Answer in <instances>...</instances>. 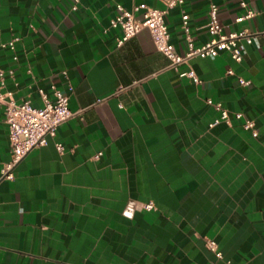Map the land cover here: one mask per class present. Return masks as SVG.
Masks as SVG:
<instances>
[{
	"label": "crops",
	"instance_id": "0c3cea01",
	"mask_svg": "<svg viewBox=\"0 0 264 264\" xmlns=\"http://www.w3.org/2000/svg\"><path fill=\"white\" fill-rule=\"evenodd\" d=\"M166 1L0 0V44L19 38L14 51L0 46L13 98L41 107L40 89L53 99L72 85L70 108L84 110L3 179L12 154L0 108V264H264V39L239 41L240 62L220 51L177 71L148 30L118 45V6ZM241 1L257 14L235 23ZM210 4L226 31L264 29V0H183L165 16L178 51L181 10L200 45ZM189 67L201 84L179 75ZM208 99L228 122L212 125Z\"/></svg>",
	"mask_w": 264,
	"mask_h": 264
},
{
	"label": "built area",
	"instance_id": "2783aa9c",
	"mask_svg": "<svg viewBox=\"0 0 264 264\" xmlns=\"http://www.w3.org/2000/svg\"><path fill=\"white\" fill-rule=\"evenodd\" d=\"M182 2L183 0H167L166 7L163 9L151 7L146 3L136 5L132 10L118 6L119 14L110 22V27L120 28L123 32L122 36L118 38V45L121 46L143 30H148L157 50L168 59L167 67L177 71L181 64H188L193 57H215L220 51H227L235 62H240L243 58V49L242 46L238 45L239 41L250 44L257 43L259 38L264 39V29L250 31L243 28L226 31L218 21L217 5L210 4L206 23L210 38L200 45H196L195 38L190 32L188 14L181 10L180 29L184 33L187 47L186 50L180 52L170 42L165 16L171 8L180 5ZM240 6L243 11L234 19L235 23L251 19L257 14L244 1L240 2ZM139 12H141V16L137 15ZM18 40V36H13L9 40L1 42L0 46L14 51ZM7 73L13 76L15 70L12 69L7 72L0 68V108L3 110L4 121L9 128L8 144L12 154L11 160L3 169V179L13 178V169L22 158L31 150L47 145L48 138L56 135L60 125L75 116L82 115L84 112V110L74 112L70 108V97L74 90L72 85L68 90L54 87L53 99L40 89L43 99V106L41 107L34 106L30 100L17 102L13 98V93L7 90ZM227 73L231 74L232 70L228 69ZM179 75L192 79L196 84H201V80L190 67L187 71L180 72ZM239 82L248 84L249 81L239 78ZM207 103L212 104L220 113L219 119L215 120L212 125L220 120L229 121L228 111L220 103H214L210 99L207 100ZM241 116V113H235V117L240 118ZM253 125L251 120H246L244 123L246 129L252 130ZM252 132L255 134L253 130ZM56 146L59 151L64 150V145L61 142H58ZM140 207L152 210L155 208V204L148 202L141 204ZM207 245L215 251L217 257H221V253L216 250V244L213 240H209Z\"/></svg>",
	"mask_w": 264,
	"mask_h": 264
}]
</instances>
